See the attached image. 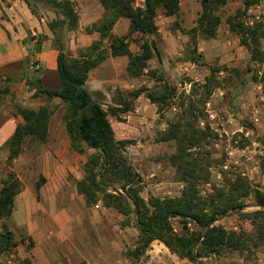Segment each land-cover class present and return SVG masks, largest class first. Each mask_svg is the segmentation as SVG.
Wrapping results in <instances>:
<instances>
[{
    "label": "trees",
    "instance_id": "trees-1",
    "mask_svg": "<svg viewBox=\"0 0 264 264\" xmlns=\"http://www.w3.org/2000/svg\"><path fill=\"white\" fill-rule=\"evenodd\" d=\"M105 12L98 24H93L86 31L95 30L99 38L93 41L77 56H72L65 47L62 38L57 37L58 48L56 56V71L60 81L59 89H49L40 86L38 77L34 78V96L44 95L51 99L57 97L63 105L62 121L69 139L70 147L78 153L85 148L92 149L83 164L84 175L76 181L77 191L82 194L87 204H94L98 195L106 208H113L126 219L133 216L134 227L137 230L136 245L127 252L128 256L138 258L149 245L158 240L180 259L196 261L209 254H218L222 248L233 251H243L249 247L264 246V187L253 189L246 184L240 175L226 183V187L217 190L216 195L202 196L197 188V182L207 181L208 175L202 173L204 168L198 158L191 152L206 138L205 130L196 129L193 124L185 120L183 113L174 121L167 123V129L161 135L163 141L173 140L176 151L169 156L170 163L175 167L177 180L183 183L177 196H149L144 199L141 195V175L133 168L125 156V147L131 143L128 139H117L109 116L118 117L132 109L133 99L144 95L156 105L157 112L168 106L175 95L176 88L167 84L162 75L156 70H147L150 76L160 84L159 89H150L140 86L137 89L119 92L117 105L106 108L84 87L88 72L103 62L108 55H126L128 62L126 73L129 77H139L148 67V60L158 56V47L154 40H143L139 51L132 53L128 47L127 36L117 37L111 34V29L120 17L129 20V33L137 32L141 36L157 34L156 17L161 14L165 17L176 15L180 8L179 0H98ZM229 0H201V11L196 18L195 25L188 29L192 33V40L198 32L205 39L214 38L217 34L221 16L219 8ZM242 8L225 18L229 32L238 37L239 44L250 54V59L264 65V49L261 40L264 38V24L261 21L246 22L247 10L256 5L259 0H240ZM61 15L48 23L55 33L56 27H63L62 36L75 29L78 25V15L74 3L70 0H46ZM103 39L108 42L107 49L101 47ZM109 53H108V51ZM193 51L197 53L196 44ZM197 53L193 60L201 57ZM223 68L209 67L210 74L203 84L206 96L205 103L211 88L207 82L212 81L219 86L213 74ZM232 71L239 75V71ZM253 81L264 82V70L258 75L252 73ZM32 80H27L30 86ZM8 89H5L7 92ZM183 103L180 104L182 106ZM188 112L193 116L196 106L190 104ZM16 115L22 119L7 139L8 147L6 164L17 158L23 151V143L29 138L38 143H44L48 137V125L53 111L47 106L35 109L15 105ZM43 178L39 176L36 183L37 197L39 186ZM22 189V183L11 171L2 180L0 187V218H8L12 213L13 198ZM253 192L258 209L243 211L245 203L241 198ZM230 212H237L241 220H248L252 232L240 227V230H226L215 222L219 217ZM180 218L185 224L192 221L198 230L189 234H176L170 226L171 218ZM131 222L127 220L126 224ZM15 241L9 231H0V256L9 251Z\"/></svg>",
    "mask_w": 264,
    "mask_h": 264
},
{
    "label": "rangeland",
    "instance_id": "rangeland-1",
    "mask_svg": "<svg viewBox=\"0 0 264 264\" xmlns=\"http://www.w3.org/2000/svg\"><path fill=\"white\" fill-rule=\"evenodd\" d=\"M40 1L54 11L46 0H29L28 3L29 5L31 3L37 5ZM137 2H140V0H137ZM179 2L180 8L176 15H172L167 19H164L163 15L156 17V35L147 36L144 39L141 38V40L136 39V45L138 46L143 40H154L156 42L158 56L153 57V60L157 62L164 61V68L161 66L154 70L158 75L163 76L167 84L175 86L176 91L170 101L171 103L162 111L157 112L156 105L149 104L145 100L146 97L141 95L144 100L139 103L136 102V98L133 99L130 111L120 114L118 117L109 116L110 123L116 129L124 126L119 125L118 122L124 123L130 118L131 127L128 130H130L129 135L131 137L125 139L131 140V143L127 144L124 153L130 164L142 177L140 195L144 199L149 196L179 195L183 183L177 180L176 169L169 161V156L176 151V145L173 140L163 141L160 137L167 129V123L176 120L183 110H185L183 113L185 120L193 124L196 129H202L206 132V138L198 147L191 150V152H194V156L198 158L202 168H204L201 172L208 175L207 181L197 182L198 191L202 196L216 195L217 190L226 187V183L233 180L236 175H240L248 186L250 184L251 189L255 187L263 188L264 82L253 81L251 75L252 73L259 75L264 70V65L251 61L248 51L239 44L238 37L229 32L225 24V18L234 14L237 9H241L242 3L240 0H229L219 8L218 13L221 16V22L218 25L216 34L219 41L214 42L216 39H205L198 32L195 33V39L192 40V33L187 32L195 25L196 18L201 11V0H179ZM31 9L34 10V8ZM244 20L248 23L261 21L264 24V0H259L256 5L250 6ZM58 34L62 38V32L60 31ZM195 44L197 53L202 56L193 60L192 56L196 57L197 55L193 51ZM107 46V41L101 45L105 49H107ZM261 48L264 49V38L261 40ZM33 63L34 60L29 62L26 74V79L32 80L30 88H34L35 83L33 80L38 77L39 71L32 67ZM211 66H218L223 69L213 74L216 82H219V86H215L212 81L207 82V86L211 88V91L204 103L206 93L203 84L210 74L209 67ZM233 68L240 70L239 75L232 71ZM146 69L150 70L149 64ZM143 74L141 80L150 81L153 79L150 87L147 86L148 82L124 90H120L116 86L114 89L111 88L113 94L111 99L117 101L119 92H124V96H126V92L140 86H147L150 89L160 88L161 83L150 76L149 72ZM258 84H260L261 89L257 91L255 85ZM260 97H262V100ZM2 98L7 101V103L5 101L6 106H10L13 114H15V105L18 104L15 99L3 96L0 92V99ZM99 100L104 101L103 98H99ZM181 103H183L182 106H180ZM190 104L196 106L193 113L198 118L188 112ZM109 105L111 104L106 101L103 107L106 108ZM136 107H139V109L137 110ZM253 108L258 110L256 114L258 121L253 120ZM53 109H56V106ZM62 111L58 115L59 112L53 110L50 118L51 128H54L55 135L58 131L56 129L57 124L63 123ZM124 116L126 117L124 118ZM5 147L4 144L1 149H5ZM23 147L25 149L20 153L21 157L15 158L10 165L6 164V159L2 157L4 150L0 149V173L7 176V173L11 171L17 176V172L23 171L25 173L24 178L27 179L29 175L32 176V172L37 174L40 171L41 158L39 156L46 150H40L38 142L29 138L24 140ZM86 150L87 148L81 154L78 153L76 156H70L66 160L60 161L61 166L55 169L56 177L64 175L67 178L68 183H65L63 186L65 189L61 191L66 196L70 193L69 190H72L73 194L78 193L76 177L80 175L83 177V164L87 157L94 152L91 150L90 153H87ZM56 164L53 161V165ZM56 197L58 199L59 196ZM98 199H100L99 195ZM241 200L245 203L243 211H252L259 208L256 205L253 192H250ZM62 203L63 201L60 198L56 206L61 207ZM66 205L64 204L63 207ZM89 205L91 206V204ZM66 209L68 213H71L69 206ZM113 210L117 212L115 209ZM117 213L120 218L116 219L117 216L115 217L117 226H113L115 234L113 241L116 246L122 248V252L127 254L136 245L137 230L134 227L132 215L126 219L122 214ZM127 220L131 222L129 225L126 224ZM170 222L177 229L176 234H189L198 230V227L194 224L189 226L187 224L189 221L183 224L178 217L171 218ZM215 223L222 225L226 230H234L236 226L235 231L243 227L252 232L248 220H241L237 212H230L221 216ZM65 230L71 237L70 230L67 231L66 228ZM102 239L105 243L102 240L101 247L113 248L107 233ZM27 242L24 244L26 247L30 246L28 239ZM156 244H150L146 251L136 259L145 261L149 256V253H146L148 249L158 250L161 248L164 251L159 253L162 255L160 258H155L157 264H264V246L249 247L243 251L222 248L218 254H209L191 262L180 259L167 247H158Z\"/></svg>",
    "mask_w": 264,
    "mask_h": 264
},
{
    "label": "crops",
    "instance_id": "crops-1",
    "mask_svg": "<svg viewBox=\"0 0 264 264\" xmlns=\"http://www.w3.org/2000/svg\"><path fill=\"white\" fill-rule=\"evenodd\" d=\"M70 1L74 3L78 25L75 29L67 31L66 36H62V40L66 50L72 56H77L78 51H84V48L99 38L97 31L89 32L86 28L98 24L105 10L98 0ZM28 2L29 0H0V92L3 96L13 97L22 106L35 109L43 105L52 111H58L57 114L60 115L63 110L60 100L57 97L49 99L44 95L34 96L35 87L28 86L26 74L29 62L38 61L41 64V69L38 71L40 86L49 89L60 88L56 71L57 37H59L58 32L63 33L64 29L56 27L62 29H56V34H54L48 23L61 18V15L56 14L41 1L37 5L32 3L29 5ZM137 4L142 5V0ZM161 16L159 14L157 17ZM169 17L163 16L164 19ZM110 32L117 37L127 36L128 47L132 53L139 51L136 39L141 40L147 37H142L137 32L129 33V20L123 17L116 20ZM215 39L214 42L219 41L216 36L210 40ZM106 41L103 39V42ZM127 62L126 55H108L103 62L88 72L84 87L98 100L103 98L104 101L99 100L103 106L106 101L113 106H118L117 101L111 99L113 95L111 88L114 89L117 86L120 90L131 89L146 82L150 87L153 79L141 80L144 74L139 77L127 75ZM147 63L150 69L161 66L164 68V61L157 62L151 58ZM143 73H148L147 69H144ZM259 85H255L257 91L261 89ZM5 89L8 91L5 92ZM260 99L262 100V97ZM135 100L140 103L144 98L142 99L140 95ZM145 100L152 105L147 98ZM5 101L3 98L0 99V115L2 116L0 119V149L12 134L14 127L22 121L19 115L13 114L10 106H6L7 101L6 103ZM55 106L56 109H53ZM136 109L138 110L139 107ZM257 112V108L252 109L253 117H257V120L253 118L254 121H258ZM118 123L124 126L116 129L111 124L115 137L117 139L131 137L130 130H128L131 127L130 118L124 123ZM56 127L58 136L54 134L50 121L46 141L38 143L40 150H46L39 156L41 158L40 171L37 174L32 172V176L29 175L27 179L24 178L23 171L16 174L21 180L22 189L13 198L11 215L5 219L0 218V231H9L16 244L0 256V264H157L155 258H160L162 255L159 253H162L164 249H148L146 252L149 253L148 259L138 261L122 252L120 246H116L113 241L115 238L113 226H117L115 221L120 218V215L112 208L104 207L100 199L90 206L79 192V194L77 192L73 194L72 190H69L70 193L67 196L62 194V189H65L63 186L68 181L64 175L56 177L55 169L61 166L60 161L76 156L78 152L70 148L64 123L57 124ZM1 150H4L2 157L6 159L8 147ZM91 150L87 148L86 151L90 153ZM53 161L57 164L53 165ZM39 176L43 178V182L39 186L37 197L36 183ZM5 178L6 175L0 173V187ZM81 178L82 175L76 177L77 180ZM55 196H59L58 199L61 198L63 201L61 207L56 206L58 199ZM64 204L67 205L63 207ZM67 206L71 213H68ZM65 228L67 231L70 230L71 237ZM236 229L235 226L234 230ZM106 233L113 248L106 249L100 246L102 240L104 242L102 237ZM27 239L30 241L28 247L24 245ZM153 243H157L158 247L166 248L158 240H154L151 245Z\"/></svg>",
    "mask_w": 264,
    "mask_h": 264
},
{
    "label": "built area",
    "instance_id": "built-area-1",
    "mask_svg": "<svg viewBox=\"0 0 264 264\" xmlns=\"http://www.w3.org/2000/svg\"><path fill=\"white\" fill-rule=\"evenodd\" d=\"M32 67H34V69H36V70H40V69H41V64H40L38 61H35V60H34V63L32 64ZM259 86H260V85H259ZM254 120H257V117H255ZM187 224L190 226V225H192V224H194V223H193L192 221H189ZM170 226H171V228H172V231H173L174 233H176V232H177V229L175 228V226L173 225L172 222H170ZM194 226H195V225H194ZM26 243H28V242L26 241Z\"/></svg>",
    "mask_w": 264,
    "mask_h": 264
}]
</instances>
